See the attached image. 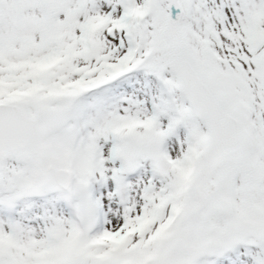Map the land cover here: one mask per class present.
<instances>
[{
  "label": "snow or ice",
  "instance_id": "obj_1",
  "mask_svg": "<svg viewBox=\"0 0 264 264\" xmlns=\"http://www.w3.org/2000/svg\"><path fill=\"white\" fill-rule=\"evenodd\" d=\"M0 264H264V0H0Z\"/></svg>",
  "mask_w": 264,
  "mask_h": 264
}]
</instances>
